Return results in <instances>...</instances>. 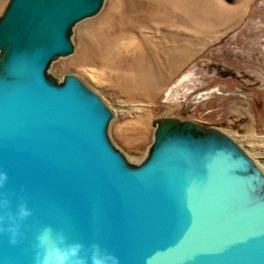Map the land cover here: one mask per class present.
<instances>
[{
    "label": "water",
    "instance_id": "95a60500",
    "mask_svg": "<svg viewBox=\"0 0 264 264\" xmlns=\"http://www.w3.org/2000/svg\"><path fill=\"white\" fill-rule=\"evenodd\" d=\"M102 3L9 0L0 18V171L9 176L0 200L33 212L18 244L0 232V264H32L46 225L99 242L120 264H264V198L248 195L260 177L230 138L198 123L201 135L183 121L161 126L148 159L130 168L106 139L101 99L71 74L60 85L46 78L73 50L72 27Z\"/></svg>",
    "mask_w": 264,
    "mask_h": 264
},
{
    "label": "rangeland",
    "instance_id": "374dc122",
    "mask_svg": "<svg viewBox=\"0 0 264 264\" xmlns=\"http://www.w3.org/2000/svg\"><path fill=\"white\" fill-rule=\"evenodd\" d=\"M70 42L46 78L71 74L102 99L106 139L128 167L148 159L162 119L216 128L264 161V0H103Z\"/></svg>",
    "mask_w": 264,
    "mask_h": 264
},
{
    "label": "clouds",
    "instance_id": "9594fccd",
    "mask_svg": "<svg viewBox=\"0 0 264 264\" xmlns=\"http://www.w3.org/2000/svg\"><path fill=\"white\" fill-rule=\"evenodd\" d=\"M9 181L7 172L0 171V188ZM0 232L8 236L11 245L25 236L22 228L33 215L27 201L19 202L13 209L7 198L0 200ZM32 264H120V259L99 242L85 243L70 238L63 229L46 225L39 229L32 244Z\"/></svg>",
    "mask_w": 264,
    "mask_h": 264
},
{
    "label": "bare ground",
    "instance_id": "6f19581e",
    "mask_svg": "<svg viewBox=\"0 0 264 264\" xmlns=\"http://www.w3.org/2000/svg\"><path fill=\"white\" fill-rule=\"evenodd\" d=\"M4 55H5V52L3 53V52H1L0 51V64H1V62H2V60H3V57H4ZM213 91L211 90V91H209L208 93H206V97H204V99L205 98H207L208 96L207 95H209V93H212ZM215 92V91H214ZM100 98V97H99ZM202 98V97H201ZM101 99V98H100ZM200 99V98H199ZM101 101H102V99H101ZM102 103H104L103 101H102ZM105 104V103H104ZM106 106V105H105ZM163 120V119H162ZM162 120L159 122V124H158V126H157V131L159 130V125L162 123ZM180 120H178L177 121V119L175 120V119H169V120H166L165 121V123H164V125L165 126H169V125H172V124H177L178 122H179ZM202 128V130L204 131V134L205 135H209V134H216L217 136H223V137H226L225 135H223V134H221V133H219V132H217V131H211V129H209V128H206V127H201ZM239 147V146H238ZM240 148V147H239ZM242 151V150H241ZM250 159H251V161H252V164H253V168L255 169L254 171H257L258 172V175H259V177L260 178H256V180L258 181H254V183L253 184H255L256 186H257V189L258 190H255V192H253L254 190H251L249 193H248V195L249 196H251V197H253V196H256V197H264V161H261V162H257L256 160H254V159H252L251 157H249Z\"/></svg>",
    "mask_w": 264,
    "mask_h": 264
},
{
    "label": "flooded vegetation",
    "instance_id": "af4514ba",
    "mask_svg": "<svg viewBox=\"0 0 264 264\" xmlns=\"http://www.w3.org/2000/svg\"><path fill=\"white\" fill-rule=\"evenodd\" d=\"M202 126H203V125H201V127H202ZM203 127H206V126H203ZM206 128H208V127H206ZM209 129H211V131H217V132H219V133L225 135L226 137H228L226 134L222 133L221 131L216 130V128H214V129L209 128ZM228 138H229V137H228Z\"/></svg>",
    "mask_w": 264,
    "mask_h": 264
}]
</instances>
